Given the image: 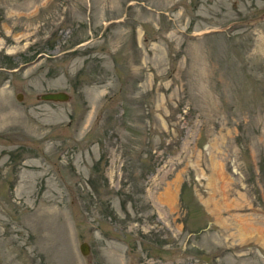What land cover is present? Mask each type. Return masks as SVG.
Returning a JSON list of instances; mask_svg holds the SVG:
<instances>
[{"label":"rangeland","instance_id":"374dc122","mask_svg":"<svg viewBox=\"0 0 264 264\" xmlns=\"http://www.w3.org/2000/svg\"><path fill=\"white\" fill-rule=\"evenodd\" d=\"M0 264H264V0H0Z\"/></svg>","mask_w":264,"mask_h":264},{"label":"water","instance_id":"95a60500","mask_svg":"<svg viewBox=\"0 0 264 264\" xmlns=\"http://www.w3.org/2000/svg\"><path fill=\"white\" fill-rule=\"evenodd\" d=\"M21 96L18 95L20 99ZM70 95L64 91H57V92H46L40 94L38 98L44 101H53V102H65L69 99ZM80 251L82 254L86 255L89 252V246L86 243L80 245Z\"/></svg>","mask_w":264,"mask_h":264}]
</instances>
